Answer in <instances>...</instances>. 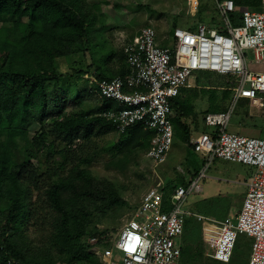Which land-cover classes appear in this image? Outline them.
<instances>
[{
  "label": "trees",
  "instance_id": "obj_1",
  "mask_svg": "<svg viewBox=\"0 0 264 264\" xmlns=\"http://www.w3.org/2000/svg\"><path fill=\"white\" fill-rule=\"evenodd\" d=\"M234 2L238 11L230 18L239 25L240 10L261 0ZM202 10L203 4L198 14ZM96 20L85 0H0V264H101L91 239L110 246L104 239L108 226H99L109 217L117 222L116 210L128 204L113 181L91 169L94 130L116 132L115 123L101 115L112 103L102 101L95 114H66V93L59 85L80 70L60 73L58 60L87 52ZM126 70L127 62L97 78L112 79ZM183 89L172 105L180 116L189 110L180 101ZM240 104L245 108L243 99ZM34 123L39 129L32 133ZM184 132L195 154L189 128ZM118 135L127 157L147 152L154 134L133 125ZM54 136L65 145L57 147Z\"/></svg>",
  "mask_w": 264,
  "mask_h": 264
},
{
  "label": "built area",
  "instance_id": "obj_2",
  "mask_svg": "<svg viewBox=\"0 0 264 264\" xmlns=\"http://www.w3.org/2000/svg\"><path fill=\"white\" fill-rule=\"evenodd\" d=\"M216 1L225 20L223 29L205 23L178 26L171 31L172 47L160 43L156 29L146 25L124 45L125 74L96 81L98 97L112 103L101 115L115 123L117 134L133 125L153 132L146 157L155 167L167 161L174 145L173 100L191 85L195 71L234 75L235 99L246 98L253 108L264 106V72L249 70L246 53L250 50L256 60L263 58L264 0L257 10L244 8L239 25L230 18L238 10L234 0ZM193 2L198 5V0ZM232 111L233 107L206 114V130L192 144L207 165L220 158L254 167L240 210L216 220L182 208L186 194L200 189L205 169L193 174L187 188L175 189L173 198L178 202L170 210L164 207V188L159 181L143 195L110 246L93 249L101 264H179V238L188 215L202 223L203 239L214 259L231 261L239 236L247 235L252 239L249 264H264V138L229 132ZM175 169L184 179L189 177L181 162ZM96 241L91 239L94 246Z\"/></svg>",
  "mask_w": 264,
  "mask_h": 264
},
{
  "label": "rangeland",
  "instance_id": "obj_3",
  "mask_svg": "<svg viewBox=\"0 0 264 264\" xmlns=\"http://www.w3.org/2000/svg\"><path fill=\"white\" fill-rule=\"evenodd\" d=\"M85 3L97 19L96 25L90 28L89 49L85 54L79 53L58 60L60 73L71 75L75 69L80 70L79 74L75 72L74 77L67 76L59 81L60 87L66 93V114L86 111L95 114L99 111L98 106L102 101L96 92L97 74L107 69L119 70L125 66L124 45L139 33L142 27L152 25L157 31L159 42L171 46V31L175 22L178 26L186 28L198 25L203 19L202 23L213 28L223 29L225 26L216 0H198V5L193 0H85ZM261 3L247 7L257 10ZM202 4V13L198 14ZM246 53L249 70L264 72V55L261 60H256L252 51L248 50ZM108 75L110 74L107 73ZM190 84L189 87H184L180 99L182 105L189 110L186 116L173 113L172 123L176 127L174 145L167 161L158 167L153 165L143 151L139 154L130 153L126 157L127 151H120V148H125L126 145L120 141L116 132L103 127L94 130L89 144L95 151L91 169L96 176L113 181L128 202L126 206L116 210L117 222L109 217L105 223L100 224V228L108 226L104 239L111 240L118 234L152 185L162 181L164 207L170 210V207L178 202L173 198L177 188L174 189L173 186L187 188L193 174L199 175L203 169L205 176L199 181L200 189L186 194L182 208L222 220L230 212L235 214L237 208L241 207L248 189L246 184L252 180L255 172L254 167L220 158L207 165L206 159L199 153L190 152L191 149L184 141V129L189 128L192 140L206 129V114L225 111L235 105L228 131L264 138V117L257 109L247 110L246 106L241 109L242 99L239 102L235 99L236 79L232 74H220L210 70L195 71L190 78ZM31 129L33 133L39 129V125L34 123ZM258 130L262 132L260 135L257 134ZM53 139L57 147L65 145L61 138L54 136ZM179 162L189 171L187 179L175 169ZM202 228V223L194 216H186L184 232L179 238V243L184 248L179 264H249L252 243L250 237L239 236L234 255L231 261L226 263L210 255V248L203 239ZM96 242L95 246V242L92 243V251L99 247V242Z\"/></svg>",
  "mask_w": 264,
  "mask_h": 264
},
{
  "label": "crops",
  "instance_id": "obj_4",
  "mask_svg": "<svg viewBox=\"0 0 264 264\" xmlns=\"http://www.w3.org/2000/svg\"><path fill=\"white\" fill-rule=\"evenodd\" d=\"M217 8H218V7H217ZM253 54H254V53H253ZM254 58H255V57H254ZM247 60H248V59H247ZM247 62H248V61H247ZM239 99H243V100H244V102H245V104H246V107H247V108H246L247 110L257 109L258 111H260V112L262 113V116L264 117V106H263L262 108H253V107L250 106V104H249V100H248V99H246V98H239ZM239 99H238V100H239ZM234 106H235V105H234ZM234 106H233L232 114L234 113V110H235V107H234ZM205 127H206V126H205ZM205 130H206V129H205ZM205 130H204V131H205ZM261 133H262V132H261L260 130L257 131V134H258V135H260ZM192 140H193V139H192ZM192 140H191V141H192ZM201 157H203V156L201 155ZM203 158H204V157H203ZM204 159H205V158H204ZM246 187H248V183L246 184ZM242 203H243V202H242ZM241 206H242V204H241ZM240 208H241V207H240ZM240 208H239V209L237 208V212L240 210ZM231 211H232V210H231ZM237 212H236V213H237ZM236 213H235V214H236ZM235 214H233L232 212H230L229 215H235ZM229 215H228V216H229ZM226 217H227V216H226ZM249 253H250V252H249ZM221 262H222V261H221ZM229 262H230V261H229ZM226 263H227V262H226Z\"/></svg>",
  "mask_w": 264,
  "mask_h": 264
}]
</instances>
